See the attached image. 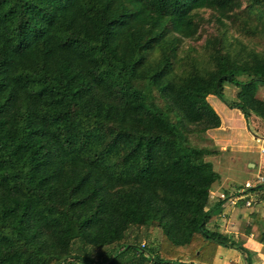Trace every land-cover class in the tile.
<instances>
[{
  "label": "trees",
  "instance_id": "1",
  "mask_svg": "<svg viewBox=\"0 0 264 264\" xmlns=\"http://www.w3.org/2000/svg\"><path fill=\"white\" fill-rule=\"evenodd\" d=\"M261 86L264 0H0V264H264L208 226V97L252 131Z\"/></svg>",
  "mask_w": 264,
  "mask_h": 264
},
{
  "label": "crops",
  "instance_id": "2",
  "mask_svg": "<svg viewBox=\"0 0 264 264\" xmlns=\"http://www.w3.org/2000/svg\"><path fill=\"white\" fill-rule=\"evenodd\" d=\"M212 97H213V95H209V97H208L209 101H210V99ZM216 104H217L216 108L220 112L228 111L226 109V106L221 104L219 101H216ZM234 109H236V108H234ZM218 110H217V112L220 113ZM236 110L239 111L240 113H242L239 109H236ZM220 114H221V118H222V125L224 126V124H225L224 117H223L222 113H220ZM243 119L245 121L244 129L246 131H251L249 129V127H248V124L246 122V119H245L244 115H243ZM254 123L258 127L260 126L259 127L260 129H261V125L264 126V122L262 120H260L259 118H257V120H254ZM219 128L210 130L208 132V134L213 138V136H212L213 131L217 130V129L219 130ZM259 134L260 133H258L257 136L254 135V134H251V136H252V138H256L257 141L260 142V141L264 140V135H261V134L259 135ZM213 139H214L215 144L222 151V153L220 154V158L216 157V156L213 157V160H214L215 165H216V161H218V159L222 160L221 155H224V154L226 155L227 154L226 151H230V150L233 151L235 148H231L232 144H228V143L222 142L225 139H223V140H220V139H217V138H213ZM260 146L262 147V145L258 144L257 147L260 149ZM256 150H257V148L253 144L246 145L245 148H243V147L238 148V151L242 154V157H243L242 161L245 160V158L246 159L252 158L255 155L254 153H259ZM252 162L255 163V166H251L250 165ZM248 166H249V169L247 168L248 170H246L245 168L241 167L237 171L238 175L237 176L236 175L233 176L229 172H224V171L220 170L217 167V165H216L217 170H219V172L222 174V179H221V181H219V182H217L215 184L214 189H213V191L211 193L212 203H216V202H219V200L224 199V198L221 197L222 194H225L227 197H226L224 203L222 204V207L220 209L221 212L219 213V211H217L216 212L217 214L212 219V221L209 223V225L211 226V227L209 226V228L218 229L221 232L232 234V231L226 229V225H224L225 223H227V217L231 219L230 220L231 224H235L237 221L233 220V219H234V217H239V216L242 217L243 220L245 219L247 222L250 221V223H251V222L254 221L253 220V218H254L253 215L249 211V208L245 207V204L247 205L246 202L248 200H251V202L254 201L255 197H258L259 193L263 192L264 189L255 190L253 188H250L249 190H245L243 185H244V183L246 184L247 181H252L253 182V180H254L253 183L255 184L256 182H258V181H255V178L257 177V175L258 174H264V172L262 171V168H263L262 164H260L256 160L255 161L250 160L247 163V167ZM244 175H245V179H243V177H242ZM242 180L243 181L245 180V181L242 183ZM252 189L255 190V191H253ZM251 193H253L254 195H250ZM233 196H235L237 198V202H236L235 206H231V205H233L231 202H230L231 204L227 203L230 199L233 198ZM258 208L264 210V199L263 200H259V204L255 206L254 211L252 213H254L255 211H258L257 210ZM258 212H260V214H262V216L264 217V213H262V211H258ZM232 215H233V217H232ZM230 221L228 222L229 224H230ZM233 233H238V231H235V232L233 231ZM238 234L239 235H236L235 237L237 239H239V240L244 241L245 245L249 249H251L253 251H256L258 253V255L261 257V252L264 253V250H263L264 249V244L261 243V242L256 241L254 239V237L251 236V235H247V234L242 233V232L238 233ZM229 251H234V253H236V254L240 253L239 250H236V249H233V248H228V247L220 245L219 248H218L214 263L215 264H230V263H232V262H230V260H227L225 258V257H227V254L229 253ZM238 255H239V257L243 258V264H246V260H247L246 257H244V255L242 253L238 254ZM262 259L264 260V258H262ZM240 263H241V261H240Z\"/></svg>",
  "mask_w": 264,
  "mask_h": 264
},
{
  "label": "rangeland",
  "instance_id": "3",
  "mask_svg": "<svg viewBox=\"0 0 264 264\" xmlns=\"http://www.w3.org/2000/svg\"><path fill=\"white\" fill-rule=\"evenodd\" d=\"M226 87H227V97L230 98V99L233 98V96H235V92L237 91L236 90V87L233 86V85H231V84H227ZM258 95H259V97L264 98V86H261L260 87ZM216 101H219L221 104H223L224 106H226V109L228 111H226V112H220L216 108L217 107ZM209 102L212 104V106H214V108H216V110H218L220 113H222V115L224 117V121H225L224 126L221 125V127L219 128V130L217 129V130H214L213 131V133H212L213 138H217V139H220V140L225 139L226 141L223 140L222 142L228 143V144H232L231 145L232 146L231 148H235L234 150L232 149L233 151H231V150L230 151H226L227 152L226 155L225 154L224 155H221L222 160L218 159V161H216L217 167L220 170L224 171V172H229L231 175H233V176L236 175L237 176L238 175L237 171L241 167H243L246 170H248L247 169V163L250 160H252V161H255L256 160L260 164H262V167H263L262 168V171L264 172V140H262V141L259 142V141H257L256 138H252V136H251V134H254L255 135V134H258V133H260L261 135H264V126L261 125V129H260L259 128L260 126L258 127L255 123H253V124H255L254 126L256 128H258V133H257V131L254 128L253 125H252V128H253L252 131H246L244 129L245 121L243 119V114L242 113H240L236 109L228 106L217 95H213V97L210 99ZM202 143H204V142H202ZM249 144H253L254 146H256V148H257L256 151L259 152V153H254L255 155L252 158H248V159L245 158V160L242 161L243 157H242V154L238 151V148H240V147L245 148V146L246 145H249ZM258 144L259 145H262V147L260 146V149L257 147ZM216 157H219L220 158V155H217ZM242 177H243V179H245V175L242 176ZM244 181L242 180V183ZM255 181H257V180L255 179ZM253 182H254V180H253ZM257 184H261V183H257L256 182L253 186H255ZM243 187L245 188V190H249L250 189V188H246L245 187V183H244ZM261 189H264V187H260V188H258L256 190H261ZM253 191H255V190H253ZM250 195H254V194L251 193ZM263 199H264V191L263 192H260L259 193V196L258 197H255L254 201H252L250 205H246L245 204V207H248L249 208V211L251 212V214L253 215L254 218H255V215L252 212L254 211L255 206L259 204V200H263ZM230 200L227 203H230ZM235 205L236 204H233L231 206H235ZM257 210L258 211H262V213H264V210L263 209L258 208ZM232 217H233V215H232ZM261 217L264 218L262 216V214H261ZM254 218H253V220H254ZM230 220L231 219L227 217V223H225L224 225H226V229L232 231V234H229V233H227V234H229V235H231L233 237H235L236 235H239L238 233H241V232L242 233H245L244 232V229L247 228L248 224H250V221L247 222L245 219L243 220V218L240 217V216L239 217H234L233 220H236L237 221L235 224H231V221ZM229 221H230V224L228 223ZM208 226H210V225H208ZM233 231L234 232L235 231H238V233H233ZM151 232L152 233H151V236H150L149 240H150V242H152L154 244H157L160 241V239H161V230H159L157 228H153ZM147 241L148 240H144V243H146ZM241 253L242 252H240L238 254H241ZM238 254L234 253V251H229V253L227 254V257H225V258L227 260H230V262H232L230 264H239L240 261H241L240 264H243V258L242 257H239ZM244 257H246V255H244ZM261 257L264 258V253L263 252H261Z\"/></svg>",
  "mask_w": 264,
  "mask_h": 264
},
{
  "label": "built area",
  "instance_id": "4",
  "mask_svg": "<svg viewBox=\"0 0 264 264\" xmlns=\"http://www.w3.org/2000/svg\"><path fill=\"white\" fill-rule=\"evenodd\" d=\"M255 179L258 181L257 183L264 184V174H258ZM253 185L254 184L252 183V181H247L246 184H245V187L246 188H252ZM221 197L225 199L227 196L225 194H222ZM230 202L232 204H236L237 198L235 196H233V198L230 200ZM246 203H247V205H250L251 204V200H248Z\"/></svg>",
  "mask_w": 264,
  "mask_h": 264
},
{
  "label": "water",
  "instance_id": "5",
  "mask_svg": "<svg viewBox=\"0 0 264 264\" xmlns=\"http://www.w3.org/2000/svg\"><path fill=\"white\" fill-rule=\"evenodd\" d=\"M255 135L257 136L258 134H255ZM250 165H251V166H255V163L252 162Z\"/></svg>",
  "mask_w": 264,
  "mask_h": 264
}]
</instances>
